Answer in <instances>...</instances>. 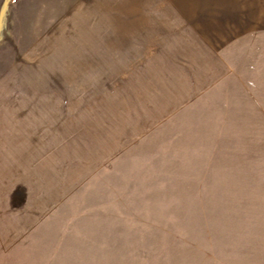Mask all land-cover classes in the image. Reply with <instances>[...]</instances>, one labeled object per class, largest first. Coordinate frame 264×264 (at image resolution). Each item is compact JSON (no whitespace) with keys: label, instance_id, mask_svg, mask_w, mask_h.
Here are the masks:
<instances>
[{"label":"rangeland","instance_id":"obj_1","mask_svg":"<svg viewBox=\"0 0 264 264\" xmlns=\"http://www.w3.org/2000/svg\"><path fill=\"white\" fill-rule=\"evenodd\" d=\"M105 1L0 0V96L22 95L7 82L48 62L61 81L56 95L83 102L89 89L65 84L89 80V48L107 47L112 26L102 18L117 9ZM142 1L143 17L180 20L166 4L182 7V0ZM153 25L143 26L146 35L172 38L174 55L188 57L183 34ZM226 47V69L215 82L205 78L208 87L194 74L188 88L166 84L165 96L127 104L129 117L155 118L161 110L166 117L106 167L78 169L77 189L26 238L0 248V264H264V32Z\"/></svg>","mask_w":264,"mask_h":264},{"label":"crops","instance_id":"obj_2","mask_svg":"<svg viewBox=\"0 0 264 264\" xmlns=\"http://www.w3.org/2000/svg\"><path fill=\"white\" fill-rule=\"evenodd\" d=\"M169 2V13H179L180 20L158 22L152 12L143 17L142 0L105 1L117 9L116 16L102 18L103 25L112 26L103 38L107 47L89 48V80L65 84L67 89H89L83 102L56 95L62 86L55 63L25 67L21 81L7 82L8 89L24 91L0 96V248L11 249L26 238L39 219L77 189L78 169L106 167L143 130L166 117V110L155 118L143 112L139 118L125 115L133 99L165 96L166 84L187 82L188 88L196 74L202 88L208 87L205 78L215 82L226 69L223 50L228 42L264 32V0H182V7ZM159 23L170 26L165 34L168 29L185 36L179 46L188 57L174 55L172 38L146 35L145 24ZM160 40L169 41L159 45ZM143 41L148 42L145 48ZM98 50L101 57L94 58ZM170 66H177V73Z\"/></svg>","mask_w":264,"mask_h":264}]
</instances>
